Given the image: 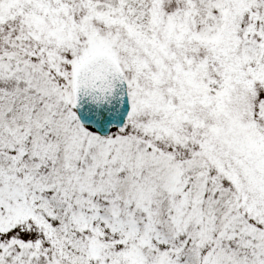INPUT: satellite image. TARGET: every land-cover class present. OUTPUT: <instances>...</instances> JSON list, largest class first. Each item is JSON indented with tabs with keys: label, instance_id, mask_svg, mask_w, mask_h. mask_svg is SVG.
<instances>
[{
	"label": "snow or ice",
	"instance_id": "6c2138e0",
	"mask_svg": "<svg viewBox=\"0 0 264 264\" xmlns=\"http://www.w3.org/2000/svg\"><path fill=\"white\" fill-rule=\"evenodd\" d=\"M0 264H264V0H0Z\"/></svg>",
	"mask_w": 264,
	"mask_h": 264
}]
</instances>
